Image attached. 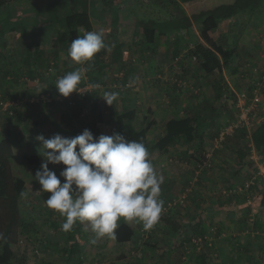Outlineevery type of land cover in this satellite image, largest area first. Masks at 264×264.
<instances>
[{"label": "trees", "instance_id": "16d2710c", "mask_svg": "<svg viewBox=\"0 0 264 264\" xmlns=\"http://www.w3.org/2000/svg\"><path fill=\"white\" fill-rule=\"evenodd\" d=\"M98 1H102L104 6H114L119 2V0ZM152 2L167 3L165 0H152ZM180 2L186 5V9L181 7ZM172 5L176 6L177 14L171 20L159 23L151 19H137L134 25V35L140 33L143 41L152 43L156 32L163 33L164 30L166 32H176L179 30L184 32L185 29L187 30L194 23L198 29L201 42L195 40L191 45L189 54H191L192 58H195L199 68L206 75L214 73L222 75L223 68L229 66L230 62L233 63V56L237 57V54L234 55L233 50L238 45V37L232 30V28L235 31L237 30L236 23L230 29L234 48L226 46L223 43H218L211 35L220 26L221 21L225 19L236 20L239 17L243 18L242 21H245V19L251 18L255 12L262 14L264 17V0H174ZM88 6L89 0H0V84L4 87H10L13 83L18 84L19 78L22 75H26L27 80L25 81H27V85L28 80L36 81L37 85L34 87L38 89L37 92L30 86L23 89V91L14 89L12 94L17 95L20 93L21 99L12 102L13 104L3 112L6 116L13 118L16 115L17 104H20L22 100H25L24 104L26 103L29 112L36 109L42 110L47 106H54L62 112L60 121L56 120L55 116L53 118V121L56 123L55 128L59 132H64L62 137L71 138V135L75 133L71 123L85 115L83 112L87 106L93 109L97 108L99 101L92 100L93 98L91 97L100 91V89H97L99 87L96 84L102 82L100 75L104 67L103 57L109 48L97 53L90 64L81 66L72 62L74 66L72 71L78 67L86 70L80 86L91 85V88L87 89L83 95L74 91L68 97H63L58 93L55 86V82L57 81L55 74L46 73L48 67L53 68L56 66L58 79L71 71V68L65 70L59 69L56 65L55 55H58L60 51L68 52V47L73 39L77 36H83L85 32L91 31L92 22ZM109 11L112 12V9H109ZM31 12L34 15L30 14ZM242 12L245 13L240 14ZM54 24H58V28L54 27L53 29ZM240 25L246 28V25ZM40 27H45L47 30L55 33L56 40L52 39V48L47 46V48H44L42 46L40 38L43 35L39 30L36 32V29ZM28 31H31L35 40L31 42L25 39L26 42L20 46L17 43L16 34H19L20 39H23L28 34ZM21 50L24 53H21ZM10 53L17 54V57L11 59V56H7ZM233 68L238 69L235 64ZM120 71V75L123 76L120 84L122 87L124 86V91H128L130 87H126L125 85L127 81L126 72L124 69H120ZM245 74H247V70L245 72V69L240 66V73L236 72L235 79L233 80V84L242 85L239 88V92L232 90V87L228 85L224 78L218 84V88L221 91L218 97H222L224 101H227L226 103L232 105V110L235 108L237 114L240 112L238 94L241 92L246 94L243 100L245 101L244 106L251 104V99L255 94L260 98L258 106L264 96V76L262 75L260 78L255 77L250 80ZM194 82L195 80L192 83ZM169 83L174 84L175 87L177 86L176 89L178 88V90H180L181 83H183V86L190 84L185 82V80H180V78H174ZM5 91L8 92V89ZM193 92L195 94L197 91L193 88ZM42 93L48 94V97L46 99L38 98L35 100V97H39V94ZM3 98L1 97L0 99V108L2 107L1 102L9 99L7 97H5L6 99ZM224 106L213 108L209 105V110L212 112V115H215L216 111L222 112ZM10 110L12 114H9ZM254 110L255 108L250 112V120ZM137 116V110L127 106L123 110L113 114L111 119L116 134L124 136L127 140H141L148 149L150 156L154 151L160 153L170 152V148L179 142L185 143L188 149L192 148L193 150L186 153L187 148H183L170 153V159L176 160V163L179 161L178 159L188 160V163L191 162L192 167L190 168L193 174H191L192 178L187 181L182 190L183 192L186 188H189L185 201L169 206L161 215L158 224L162 226L161 233L164 234L163 241L165 240L164 244L166 245L162 256L168 257L175 250H180L189 257V260L193 264H208L211 258L210 251L213 247L212 241L214 243L213 236L216 238V235L219 236L222 233L221 228L210 225L212 222L208 219V216L212 215L214 209L210 203L203 202V198H197L198 203L194 201L198 211L189 212L185 207L189 206L192 192L195 191H192V185L197 183L199 178H201L203 171H210L215 165L214 146L220 148L222 144H227L225 140L226 136L232 135L236 129L234 128L230 134H225L224 139L218 145L216 139L220 129H222L221 125H218L220 129L218 128L214 133L204 137L203 135H198L197 119L193 117L197 115L195 113L185 114L183 117H172L165 121L163 134L157 137L155 141L150 142L147 133L152 125V121L149 120L145 125L138 126ZM238 116H236L237 120ZM5 120H7L5 126L8 127L9 119ZM82 123L85 124L86 122ZM38 124L32 122L35 128ZM228 124L229 122L226 125ZM252 125L249 130H247V125L244 123L237 126L241 128L242 133L236 134L235 147L232 148L234 152L231 149L236 160L234 168L248 167V169L244 170L241 174L236 173L238 176L235 179H229V184L226 183V185L224 184L220 187V199L223 203L227 204V208L223 206L225 210L227 209V216L234 214V211H240L241 206L246 208L242 213L244 227H246V231H249L247 233L253 234L252 240H260L261 235L258 232L260 230L257 224L260 220L259 215L262 214H260L259 210L251 208V206L256 196L264 194V184L261 177L254 178V183L249 185V189L245 192L231 196H225L222 193V189L224 188L244 184L256 172V167L249 158L251 153L250 144L264 159V119ZM8 136L9 132L0 136V232L4 234V238L0 239V264H18L14 262L12 245L18 242L20 236L32 233L35 230V223L29 211H27L28 214L26 216L23 215L24 210H22L21 205L26 192L25 181L13 172L12 161L15 154L12 141ZM203 143H211L213 147L211 146V149H207ZM184 149L185 151H183ZM173 153L177 157L173 156ZM208 153H210L209 158L207 157ZM24 158L33 165H39L41 162V157L36 154H26ZM244 160V164L241 165ZM52 166L60 167L64 165L52 164ZM259 183L262 186H259ZM161 188V198L165 201V204L172 200V198H176L169 191L166 184H162ZM48 196L49 193L47 192H38V200L46 207L45 201ZM195 196L196 194H194ZM199 212H203L204 216L201 217ZM52 214L51 211L48 212V216H52ZM250 215H252V219H250ZM158 224L155 227L156 229H159ZM53 225L54 227H58L55 223ZM80 228L81 226L77 224L72 231L65 232L66 246L62 251L65 254L66 264H83L85 262L81 249V238L80 234H78ZM155 228L153 233L156 231ZM144 232L143 228H135L130 223H125L121 220L119 227L116 229L115 241L117 244H121L143 240L145 245H154L152 247H155V244L152 242V234L146 233L147 238H143ZM197 236L201 239L199 248L192 241ZM45 247L50 250L61 249L59 243L53 239H48ZM240 247H242V250H240ZM246 247H249V241L245 244L239 243L238 246L234 245L231 247L229 263L243 264L246 260L248 262L252 261L251 253L249 250H245ZM182 259L183 264L188 263L187 257L183 256ZM88 263L92 264L91 262ZM158 264L161 263L158 262Z\"/></svg>", "mask_w": 264, "mask_h": 264}, {"label": "crops", "instance_id": "0c3cea01", "mask_svg": "<svg viewBox=\"0 0 264 264\" xmlns=\"http://www.w3.org/2000/svg\"><path fill=\"white\" fill-rule=\"evenodd\" d=\"M139 1L140 0H119V2L114 6H104L102 1L89 0L88 7L92 22L91 31L102 32L104 41L109 46V49L103 57L104 67L100 75L102 82L100 81L101 83L96 84L99 87L97 89H100V91L97 94L95 93V95L91 97L93 98L92 100H97V102L99 101L98 106L94 109L87 106V108H90L89 110L91 111V113L86 114V108L83 114L85 113L84 116H92V125L96 127L97 131V133L95 134L96 136H99L101 134L111 136L116 133L114 124L111 121L112 113H114L115 111L119 112L126 106L129 108H135L137 110L138 116H150L149 120L152 121V125L147 135L150 139V142H153L157 137L163 134L165 121L172 117L185 116L182 109L184 108L186 115L192 113H195L197 115L193 117L197 119V124H199L203 129L197 130L198 135H203L204 137H206L208 133L207 129L216 126L218 119H215V117L218 116L200 115L205 114V110L210 108L209 105L213 108L218 105V95L219 93H221V91L217 87L218 85L215 82L217 81V79L221 80L224 78L228 85L231 87L230 79H235V75L236 72H238V69H234L233 65L229 64V66L223 68L222 75L216 73L204 75V73L202 72L204 76H201L199 78L200 81H198L197 85L195 84L196 87L190 85L191 88L199 91L195 92L197 94L192 93V96L188 98L186 97V95L180 93L178 88L176 89L177 86L175 87L174 84H170L169 81H173L174 78H181V76L183 75L191 76L192 72L185 66L171 67L169 63L174 56L180 55L183 52V49L187 46L188 42L191 43V41L195 40L201 42L198 29L193 23L190 27H188L187 30L185 29L184 32L182 30L176 32H166L165 30L163 31V33L156 32L154 35V41L152 43H147L143 41L140 33L134 35V25L136 23V20L151 19L162 23L171 20L174 15L177 14V10L176 6L171 4L169 5L168 3L153 4L152 0H146L148 4L142 5L139 3ZM166 4H168V7H165ZM179 4L182 8L186 9V5L184 3L180 2ZM139 5H142L144 7L139 8ZM109 9H112V12H110ZM30 14L34 15L33 12H31ZM235 23L236 20L233 19L222 20L220 26L211 33L212 37L215 40H217L216 35L223 37L230 35L231 37L230 29L231 26ZM241 24L246 25V28H249L251 31H253H250L251 35H253L254 37L253 39H251V47L253 49L254 47H258L256 42L264 39V17L262 16V14L255 12L251 16V18L245 19V21H242ZM54 27L58 28V24H54L53 29ZM38 30L43 35L40 38L42 46H44V48H52V39L56 40L55 33L53 31L51 32V30H47L45 27L36 29V32H38ZM25 39L26 41L31 42L35 40L33 39L31 31H28V34H26L23 39L19 38V34H16V40L17 43L20 44V46H22L24 42H26ZM172 40L175 41L172 42ZM140 43H142L144 48L142 50H140V45H138ZM227 43L231 44L227 45ZM227 43L226 46L234 48V44L231 40ZM237 48L238 45L233 50L234 55L236 54ZM250 50L251 52L249 56H255L257 51L255 49L254 50L256 52H254L252 49ZM21 53H24L23 50H21ZM55 61L57 67L61 70L71 68L72 71L74 69L72 61L70 60V57H68V52L60 51L58 55H55ZM120 69H124L126 72L127 81L126 84H124L126 85V87H130L128 91H124V86L122 87L120 84L123 79V76L120 75ZM197 76L193 77V79L196 80ZM106 91L119 92V98L114 103V105H107L105 100L101 97V95ZM116 106H119L117 110H115ZM194 106H197L198 109H192ZM112 109H114V111H112ZM27 113L35 115L38 119L36 120V123L33 121L34 124H40V122H42L43 124L45 123L44 127L46 128V130L43 128L42 131H39V124L38 126L36 125V128H38V132L36 133L37 137L43 135L45 139H48L52 138L57 133L60 134L57 128H55L56 123L55 121H53V118L55 116V119L59 120L62 116V112H60L56 107L47 106L42 110H37L36 112L31 111ZM94 116L95 118H93ZM96 116L98 117L96 118ZM100 116H103V118ZM142 125L145 124H140L138 126ZM52 129L54 132H50V130ZM49 133L51 134L48 135ZM61 133V136H63L64 132ZM8 137L12 141L14 154L15 156H17L16 143L12 139V136ZM233 138H235L236 140V135H234ZM226 142L227 145H223V147L218 148L214 146L215 149H213V155L215 165L212 169H210V171L202 172L201 178H199L198 180V185L217 184L218 186H223L224 182H228L227 184H229V179H235L236 176H238V173H242V170L238 171V168H234V162L236 160L234 154H230L232 149L230 141H228L227 139ZM182 143L183 142H179L174 147L170 148V152L160 153L158 151H154L152 153L150 159L152 160V163L158 172L163 173L164 168H160V164L164 159L170 157L171 152H176V150L178 151V149L188 147L185 145V143ZM203 145L207 149H211V146L213 147L211 143H203ZM19 146L20 145H18L17 147ZM32 146L33 148H31L30 151L33 152H31L30 154H42V142L40 140L37 139L36 143H33ZM187 149L186 153L193 151L192 148L188 150ZM183 151H185V149ZM164 156H166V158H164ZM244 162L245 160L241 165H243ZM180 166L181 167H178L176 169L174 165L170 166V175H163L165 177L163 184H166V186L169 188V191H172L177 182H179L180 184V181L185 182L192 178L191 174H193V171L190 168L192 167L191 162L188 163L187 160L185 161V163H181ZM13 172L15 174L14 169ZM16 175L19 176L18 174ZM19 177L24 179L23 176ZM24 181L25 186L27 187V182L25 179ZM195 189H197V193H199L202 190V187H195ZM201 195V198H203V202L205 201L212 205L214 209L212 215H216V218L219 219V222L216 223V226L217 228H221V232H224L226 229L229 232H239L244 230V220L242 219V213L246 210L244 206H241L242 208L240 209V211H234V214H229L227 216V209L225 210V208H227L226 203H223V201L218 198H209L202 192ZM256 197L257 198L253 200L251 208L259 210L261 212L260 214H262L259 215L260 220L257 224L260 230L258 232H260V235L262 237L264 236V194ZM256 204L258 205L256 206ZM249 234L252 237L253 234ZM246 235L248 236H245L246 239H243L244 237H234L232 239L229 238L227 241V253L224 252L225 249L220 245V235L216 237L214 249L215 252L217 251L220 255L222 264H224L222 257L224 255L226 256V254L228 263L230 262L229 253L231 247H233L234 245L238 246L239 243L245 244L247 241H249V247H246L247 249L245 248V250H249V252L251 253L250 255L253 259H251L252 261L250 262L246 260L243 264H264V260L258 258V255L261 256V254L263 255L264 253V245H260L256 240H252L248 234ZM240 250H242V247H240Z\"/></svg>", "mask_w": 264, "mask_h": 264}, {"label": "rangeland", "instance_id": "374dc122", "mask_svg": "<svg viewBox=\"0 0 264 264\" xmlns=\"http://www.w3.org/2000/svg\"><path fill=\"white\" fill-rule=\"evenodd\" d=\"M165 1H167L169 5L170 3L172 5V3L174 2V0H165ZM139 3L142 5L148 4L146 0H140ZM168 4H166L165 7H168ZM142 5H139V8L144 7ZM243 13L245 12H242L240 14H243ZM242 19L243 18L241 17L236 19V26H237L236 31L232 28L233 33L235 32V35L237 34L236 36L238 37L237 39L238 48L236 50L237 57L236 58L233 57V61H232L233 63L231 62L230 63L233 66L235 64V66L238 68L239 73H240V66L245 69V72L247 70V74H245V76L249 78L250 80H252L255 77L260 78L262 77V75L264 76V39L256 42L258 46V47H254V49L257 51L256 52L251 47V44H252L251 39L254 38L253 35H251L250 33L251 30L249 28H245L240 25L242 22ZM216 39L218 43L224 42L223 44L226 45L227 42H230V40L231 41L233 40V37H230V35L225 36V37L216 35ZM173 41L175 40H172V42ZM193 42L194 41H191V43L188 42L187 46L183 49V52L180 55L174 56L172 60L170 61L169 65L171 67H175V66L184 67L185 66L186 68H188L192 72L191 76L183 75L181 76L180 80H185V82H188L192 84L193 86H195V84L197 85L198 81H200L199 78L201 76H204L205 74L203 75L201 69L199 68L197 61L191 57V54H189V50L191 49V45ZM229 44L231 43H227V45ZM138 45H140V50L144 49L142 43ZM250 49L256 52L255 56H249L251 52ZM7 56H11V59H15L14 57H17V54L10 53ZM49 73L53 75L55 74L56 80H57L56 66L51 68V70H49ZM195 76H197L196 80L193 79V77ZM25 80H27L26 75H22V77H20L19 81L17 82L18 84L13 83L12 84L13 86L11 85L10 87H4V86H1L0 84V99L1 97L2 98L4 97L3 99H6L5 97H7L9 99H7L6 101L10 103L16 102L17 100H20L21 97H20V93H18L17 95H13L12 94L13 90L15 89V90L23 91V89H26L28 86H30L31 88H34L36 92L38 91V89L34 87L35 85H37L36 81L28 80V85H27V81ZM194 80L195 82L192 83ZM233 80L234 79H230L232 90L239 92V88L242 87V85L233 84ZM221 82L222 81L220 79H217L215 83L218 85ZM190 84L189 85L185 84V86H183V83H181L180 90H179L180 93L186 95V97L188 98H190L192 96V93H194L193 88H191ZM82 87L83 86H80L79 88H82ZM88 88L90 89L91 86H88ZM6 89H8V92H10V94H8V92L5 91ZM36 99L37 98L35 97V100ZM24 101L25 100H22L20 104H17L18 106L16 109V115L13 118L6 116L3 113L5 110L0 108V136L8 132H9V136H12V139L16 143V149H17V156H15L13 160V169L15 171V175L18 174L19 176H23L27 182V187L25 186L26 192L22 199V205H21L22 210H24L23 215L26 216L28 214L27 211H29L32 217L34 218L33 220L35 223V230L32 233H28V235H23L19 237V238L24 239L23 243L17 242L16 244L12 245L13 252H14V262L18 264H47V263L66 264L65 254H63V251H62L63 248L66 246V235H65V232L61 230V225L64 222L65 218L60 216L58 212L44 206V204L38 200L39 199L38 192L41 191L40 190L41 186L38 183V181L34 179V177H35L36 171L40 169V165L44 158L39 154V156L41 157V162L39 165L30 164L24 158V155L26 154L29 155L31 152H33V151H30V149L33 148L32 144L36 143V140H37L36 133L38 132V128H35V126L32 125V122L33 121L35 122L38 119L36 118L35 115H31L27 113L29 111H28V108L26 107V103L24 104ZM226 102L227 101H224L222 97L218 98L217 100L218 105L215 107L219 108L225 105L222 109V112L216 111L215 112L216 114L212 115L211 114L212 112L209 109H207L205 110V114L200 115V116H218V117H215V119H218L217 120L218 124L216 123V126H213V128L207 129L208 133L206 136H209L211 133H214L216 129L218 128L220 129L218 125H221V127L223 128L227 124V122H229L230 124H236L238 122L236 116H238L240 112H238L237 114L235 108L232 110V105H229ZM118 108L119 106H116L115 110H117ZM89 109L90 108H87V112L85 111L84 112L86 114H90L91 111ZM182 109H183V113L186 114L184 108ZM192 109L197 110L198 107L194 106ZM37 110L38 109L32 112H36ZM112 111H114V109H112ZM115 113L116 111L112 113L111 117ZM97 117L98 116H96V118ZM100 117L103 118V116H100ZM149 117L150 116H137V125L146 124V122L149 120ZM7 118L9 119L8 127L5 126V124L7 123V120L5 119ZM93 118H95V116ZM262 119H264V96H263V99H261L260 105L255 107L254 113L251 115V120L254 124H256L258 121ZM82 122H86V123L83 124ZM92 122H93L92 116H81V118L76 119L74 122H72L71 125L73 126L75 133L71 135V138H74L75 136L81 134L83 130L85 129L90 130L94 138L98 137V135L97 136L95 135L97 131H96V127L92 125ZM44 126H45V123L43 124L42 122H40L39 131H42L43 128L46 130ZM197 128L202 129L199 124H197ZM234 128L236 129L233 133L234 135L242 133L241 128H238V127H234ZM50 132H54L53 129L50 130ZM50 134L51 133H49L48 135ZM60 134L62 135L61 132ZM233 134L226 136V139H225L226 141L227 139L228 141H230L232 148L235 147L234 143L236 141L235 138H233L234 136ZM18 145L20 146L17 147ZM223 145H227V144L224 143L222 144L221 147H223ZM77 150H78V147H77ZM232 150L234 152V149ZM232 150L230 153L231 155L233 153ZM173 156L177 157L176 154H174ZM164 158H166V156H164ZM178 160L179 161L176 163V160L172 158L170 159V157H167L166 159H164L163 162L160 164V168H164L162 174L169 176L170 171H171L169 170L170 166L174 165L176 169L178 167H181L180 166L181 163H185V162H181V161H185V159L183 160L178 159ZM48 167L50 170H53L57 174V176H59L60 171L65 166L56 167V166H52V164L49 163ZM247 169L248 167L247 168L240 167L238 168V171L242 170L243 172L244 170H247ZM61 181L63 182L62 177H61ZM198 183L199 182L194 183L191 187L192 191L193 190L195 191L192 192L191 199L189 200V206L185 207L188 209L189 212L197 210L195 206V202L198 203L197 198L200 199L202 197L201 192L209 198L213 197V198L220 199L221 197V194H220L221 186H218L217 184L198 185ZM225 183H228V182H224V184ZM186 184H187V181L185 182L180 181V184L179 182H177V184H175L174 188L172 189L171 193L177 196L178 194L182 192ZM200 186H202V190L199 193H197L198 191L197 189H195V187L200 188ZM259 186H262V185H260L259 183ZM194 194H196L195 197H194ZM256 198L257 197H255V199ZM50 211L53 213L52 216H48V212ZM200 215L201 217H203L204 216L203 212H201ZM208 217L207 218L210 219V221L212 222V224L210 225L216 226V223L219 222V219L216 218L217 217L216 215L210 214V216ZM251 217L252 215H250V218ZM53 223L57 224L58 227H54ZM77 224L81 226L78 234H80L81 249H82L85 262H91V263L99 262L103 264H158V262H160L161 264H183L182 257L185 256L187 257V260H188V263L186 264H193L189 260V257L186 256V254L182 253V251L180 250H177V251L175 250L168 257L162 256V253L165 250L166 245L164 244L165 240L163 241L164 234L161 233L162 226L159 224H158L159 229H156L155 228L156 226L154 227L156 230L155 233H153V230H154L153 228L151 231L144 232V235H143V238H147L146 233L147 234L149 233L150 235L152 234V242L153 244H155V247H152L154 245L152 246L145 245L143 243V240H140L138 242H124L121 244H117L115 240H112L109 238L99 239L97 240L95 244H93L91 243V240L94 239V234L91 232L90 226L87 223L78 222ZM130 224L134 226L135 228H143L142 224H139V223L130 222ZM247 232L249 231H246V227H244V230L239 231V232H236V231L229 232L227 229L224 232L222 231L223 234H220L219 241H220V245L223 246V248L225 249L224 252L227 253V250H228L227 241L230 237L232 238L234 237L243 238L244 237L243 239H246L245 236L248 237L246 234H248L251 237V235ZM216 237H218V235H216ZM48 239L49 240L53 239L56 242H58L59 245L61 246V249H58V250L47 249L45 247V244ZM215 239L216 238L213 236V240H214V243L212 241L213 247L215 244ZM256 240H257V243H259L260 245H264L263 244L264 236H262L260 240L259 239H256ZM212 249L210 251L211 258L209 259L208 264H222L220 255L218 254L217 251H216L217 252L216 254L215 249L213 250ZM226 256L224 255L222 257L224 264L228 263V259ZM258 258H260L261 260H264V253L263 255L261 254V256L258 255ZM235 264H241V263H235Z\"/></svg>", "mask_w": 264, "mask_h": 264}, {"label": "clouds", "instance_id": "9594fccd", "mask_svg": "<svg viewBox=\"0 0 264 264\" xmlns=\"http://www.w3.org/2000/svg\"><path fill=\"white\" fill-rule=\"evenodd\" d=\"M102 32L88 31L77 36L68 47V57L76 65L90 64L101 50H107ZM85 71L76 68L58 78L57 91L63 97L81 92L79 86ZM119 92L106 91L101 97L107 105H114ZM42 142L44 158L34 179L41 191L49 193L45 201L48 208L64 217L61 230L70 232L79 223H87L94 239H116L119 222L142 224L151 231L165 210L161 198L165 177L158 172L150 153L141 140H127L124 136H93L85 129L74 138L55 134ZM78 147V150H77ZM65 167L59 176L48 164ZM63 178V182L61 181ZM4 234L0 232V239Z\"/></svg>", "mask_w": 264, "mask_h": 264}, {"label": "built area", "instance_id": "2783aa9c", "mask_svg": "<svg viewBox=\"0 0 264 264\" xmlns=\"http://www.w3.org/2000/svg\"><path fill=\"white\" fill-rule=\"evenodd\" d=\"M194 58V57H193ZM195 59V58H194ZM49 70H51V67L47 68L46 73H49ZM89 89L88 85L83 86L82 88H79V90L81 92L82 95L85 93V91ZM40 97H37V99H46L48 97V94H39ZM246 97V94L241 92L240 94H238V106L240 107V114L238 116V122L236 124H228L226 126H224V128L220 129L216 142L219 145L220 141H222L225 137V134H230L231 132H233L234 127L239 126L241 123H244L245 125H247V130H249L253 125V122L250 120V112L253 108L257 107L258 102L260 101V98L257 94H255L252 99H251V104L248 106H244V98ZM13 103L8 102V101H2L1 105H2V109L3 110H7L8 107L10 105H12ZM9 114H12L11 110L9 111ZM251 147V153L249 158L253 161L255 167H256V172H254V174L252 175L251 179L247 180V182H245L244 184H238L236 186L233 187H228V188H224L222 189V193L225 196H231L233 194H237L240 192H245L249 189V185L254 183V178H258L261 177L263 184H264V159L263 156L261 154H259L258 152L255 151L254 147L252 146V144L249 145ZM207 157H210V153L207 154ZM189 191V188H186L183 192H181L180 194H178L177 196H175L176 198H172V200L168 201L165 204V210L166 211L168 209L169 206L178 203H183L186 199L187 196V192ZM252 219V218H250ZM193 243L196 245L197 248L200 247V237H194L192 239ZM24 239L23 238H19L18 239V243H23ZM83 264H90L88 262H84ZM92 264H103V263H99V262H94Z\"/></svg>", "mask_w": 264, "mask_h": 264}]
</instances>
